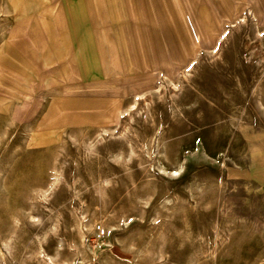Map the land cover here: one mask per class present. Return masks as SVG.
<instances>
[{
	"label": "rangeland",
	"instance_id": "1",
	"mask_svg": "<svg viewBox=\"0 0 264 264\" xmlns=\"http://www.w3.org/2000/svg\"><path fill=\"white\" fill-rule=\"evenodd\" d=\"M104 1L86 82L0 0V264H264V0Z\"/></svg>",
	"mask_w": 264,
	"mask_h": 264
},
{
	"label": "crops",
	"instance_id": "2",
	"mask_svg": "<svg viewBox=\"0 0 264 264\" xmlns=\"http://www.w3.org/2000/svg\"><path fill=\"white\" fill-rule=\"evenodd\" d=\"M135 1L129 0V8L136 6L134 5ZM31 2L32 13L23 18L16 19L19 23L13 27V31L20 30L22 26L28 24V21L33 18L36 20L41 32L46 34L49 40H52L50 45L53 47V51H49V53L47 48L45 49V53L44 51L36 52V59L45 57L43 59L45 62L49 57L52 59L56 56H61L59 49L63 46L66 54L70 55L72 64L76 67L79 77L86 80V82L94 80L102 72L113 71V69H110V66L114 65L111 57H114L112 47L115 44L104 39V34L100 27L104 21H100L94 12L95 9L103 10L105 8L103 5L104 0L59 1L63 10L64 28H66V32L62 31L65 38L63 45L62 38L60 37L62 33L56 34V29L59 27L60 22L62 24V17H59L58 13L56 15L57 9L53 11L52 0H31ZM140 7L141 5H139ZM12 37L13 34L12 36L10 35L9 40H12ZM36 40L38 42L37 37ZM1 70L0 74L2 73ZM11 79L14 80L13 78ZM0 82L4 84L8 82L9 86L12 84L5 79H0ZM10 89L11 91L8 92V95L13 99L19 100L29 95V90H26L22 84H13ZM53 98L49 104L54 107H60L58 112L61 115L63 111L70 112V116L77 113L78 110L73 107L79 104V100L60 96H54Z\"/></svg>",
	"mask_w": 264,
	"mask_h": 264
},
{
	"label": "bare ground",
	"instance_id": "3",
	"mask_svg": "<svg viewBox=\"0 0 264 264\" xmlns=\"http://www.w3.org/2000/svg\"><path fill=\"white\" fill-rule=\"evenodd\" d=\"M8 4L10 5L9 7H11V10L13 12V14L15 15L16 19H20L23 18L27 15H29L30 13H32V2L31 0H7ZM258 10V8H255ZM255 11V15L256 17L260 18L261 17V13L259 11ZM4 12V11H3ZM1 13V11H0ZM6 15V13H3V15ZM3 20V19H2ZM186 76V75H183ZM187 77V76H186ZM188 80V79H186ZM178 88V87H177ZM54 99V98H53ZM129 113V112H128ZM121 113H119V117H121ZM130 117V116H129ZM131 119V118H130ZM62 126V125H61ZM251 127V126H250ZM61 128H49V129H43L42 131H36V132H52L51 133V138L50 140H55L53 137V134H56V131L60 130ZM124 132V130H123ZM37 133H33L32 135V141H35L37 138ZM130 140V139H128ZM251 140V139H250ZM36 143V142H35ZM263 154H264V149H256V151L253 152V155L255 158H258V160H255L254 162H252V164L250 165L253 169H259V168H264V158H263ZM252 171V170H251ZM253 173V172H252ZM262 177V175H260ZM261 183V182H260ZM36 198V197H35ZM42 198V196H41ZM27 207V206H26ZM229 208V207H228ZM46 209V208H45ZM28 210V209H27ZM33 210V209H32ZM30 211V210H29ZM231 213V212H230ZM229 213V214H230ZM31 215V214H30ZM34 218V217H33ZM10 219V218H9ZM37 220V219H36ZM19 222V221H18ZM53 224V222H52ZM56 224V223H55ZM54 227V226H53ZM51 227V229L53 228ZM58 227V226H57ZM219 230V229H218ZM52 231V230H51ZM14 235V234H13ZM12 235V236H13ZM38 236V235H37ZM16 239V238H15ZM18 239V238H17ZM21 239V238H20ZM218 247H219V243L222 241V235L220 234V232L218 231ZM29 240V239H28ZM32 241V240H31ZM14 243V242H13ZM30 243V242H29ZM33 243V242H32ZM41 243V242H40ZM29 248V247H28ZM26 249V248H25ZM33 251V250H32ZM22 252V251H21ZM26 254V253H25ZM20 255V254H19ZM14 257V256H13ZM1 258L4 261V255H1Z\"/></svg>",
	"mask_w": 264,
	"mask_h": 264
}]
</instances>
